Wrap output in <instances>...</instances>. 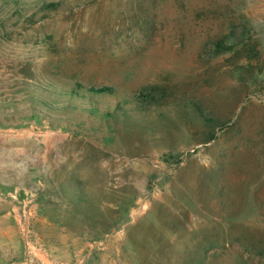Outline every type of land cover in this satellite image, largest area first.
Masks as SVG:
<instances>
[{
	"label": "rangeland",
	"instance_id": "rangeland-1",
	"mask_svg": "<svg viewBox=\"0 0 264 264\" xmlns=\"http://www.w3.org/2000/svg\"><path fill=\"white\" fill-rule=\"evenodd\" d=\"M221 39L235 49L216 54ZM150 85L165 99L140 113ZM182 98L220 118L216 140ZM118 103L131 123L104 116ZM67 182L127 214L81 236L56 211ZM56 228L93 244L81 264H264V0H0V264H56Z\"/></svg>",
	"mask_w": 264,
	"mask_h": 264
},
{
	"label": "trees",
	"instance_id": "trees-1",
	"mask_svg": "<svg viewBox=\"0 0 264 264\" xmlns=\"http://www.w3.org/2000/svg\"><path fill=\"white\" fill-rule=\"evenodd\" d=\"M216 54H223L230 51H233L236 47L235 43H226L221 39L215 43ZM84 89L85 93L90 95V98L93 97H104L107 95H113L116 93V89L113 86H90L82 87L81 84H76L72 90V93L80 95L79 90ZM165 90H157L155 86H145L139 92L135 93L130 99L129 102L134 104V108L137 109L140 113H147L151 111L154 107L158 106L160 100L165 99L166 95ZM86 97V96H83ZM180 107H178L179 112L182 113L181 117L188 118L192 123L199 128L198 126L204 128V134L208 135V138L203 141L204 144L210 143L216 140L217 129L223 126V123L220 122V118L217 116H211L208 114L203 105L196 102L193 98H182ZM133 109H126L122 106L121 103H118L115 106L113 112H106L104 116L123 118L124 121L131 123L134 118ZM96 111H99V107L94 108ZM61 189L64 190L69 196L66 197L65 204H56V211L59 210V206L65 205L67 209V214H70L74 218L82 216L80 222L83 224L85 229H90L91 232L86 233L84 231L79 234L83 237H88V235H94L93 239H99L101 235L109 233L114 227L117 226L118 222L127 214L131 202H126L125 200H120L116 202L114 206H109L107 211L101 210L100 203L93 196L88 195L83 189V183L78 182H67L61 185ZM61 194L56 190V197H60ZM66 226H69L67 222H62ZM95 233V234H94ZM90 238V237H89ZM254 243H248L245 245L249 254L255 249ZM208 257L205 254V259ZM197 264L200 263V261Z\"/></svg>",
	"mask_w": 264,
	"mask_h": 264
},
{
	"label": "crops",
	"instance_id": "crops-1",
	"mask_svg": "<svg viewBox=\"0 0 264 264\" xmlns=\"http://www.w3.org/2000/svg\"><path fill=\"white\" fill-rule=\"evenodd\" d=\"M93 247L92 243L85 242L82 238L75 236L66 229L56 228V264H81L84 261L82 259L79 261L78 256L84 255V259L91 258L92 252L89 251L87 253L86 251Z\"/></svg>",
	"mask_w": 264,
	"mask_h": 264
},
{
	"label": "built area",
	"instance_id": "built-area-1",
	"mask_svg": "<svg viewBox=\"0 0 264 264\" xmlns=\"http://www.w3.org/2000/svg\"><path fill=\"white\" fill-rule=\"evenodd\" d=\"M28 204H25L22 212L19 210L15 211V218L17 220L20 233L26 240L27 244L33 241V219L34 215L32 212L28 211Z\"/></svg>",
	"mask_w": 264,
	"mask_h": 264
}]
</instances>
